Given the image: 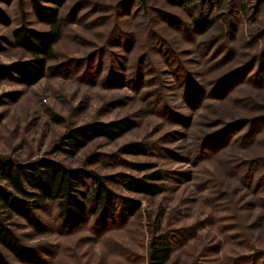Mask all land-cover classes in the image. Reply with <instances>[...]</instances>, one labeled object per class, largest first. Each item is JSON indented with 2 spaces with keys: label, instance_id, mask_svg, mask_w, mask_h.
<instances>
[{
  "label": "rangeland",
  "instance_id": "1",
  "mask_svg": "<svg viewBox=\"0 0 264 264\" xmlns=\"http://www.w3.org/2000/svg\"><path fill=\"white\" fill-rule=\"evenodd\" d=\"M48 9L63 25L48 66L61 67L20 83L10 67L30 57L13 31L49 30ZM263 58L264 0H0V157L85 167L105 177L117 209L121 197L140 203L67 232L49 203L39 225L15 218L13 231L41 264H147L160 238L169 264H264ZM122 118L136 126L115 140L53 151L72 126ZM130 144L143 152L123 154ZM153 171L161 194L124 189L121 176Z\"/></svg>",
  "mask_w": 264,
  "mask_h": 264
},
{
  "label": "trees",
  "instance_id": "2",
  "mask_svg": "<svg viewBox=\"0 0 264 264\" xmlns=\"http://www.w3.org/2000/svg\"><path fill=\"white\" fill-rule=\"evenodd\" d=\"M32 1L39 4V0ZM55 1L60 4L62 0ZM195 1L173 0V3L188 6ZM48 11L53 21L49 30L32 31L22 25L13 31L14 45L30 57L26 63L10 67L11 76L20 83L34 84L46 73L61 67L48 66V62L55 59L54 47L61 38L63 28L54 18L55 11ZM261 66L264 72V58ZM4 74L2 72V76ZM54 120L60 121L57 118ZM135 126L136 123L128 118L72 126L58 138L53 151L66 157H74L94 140H115ZM121 152L137 155L143 152V148L130 144L123 146ZM95 161V156L87 159L89 165ZM136 167L139 170L148 168L146 165ZM162 179L160 171H153L145 175L144 179L121 176L127 192L146 197H155L164 191L157 184ZM120 200L122 209H117L115 194L105 177L85 167H70L48 157L28 162H20L10 156L0 157V264H12L9 257L25 264H41L36 249L24 244L13 231V219H20L29 226L39 225L36 213L49 203H54L61 226L67 232L79 228L90 216L94 218L100 213L112 218L119 210L126 212L128 216L140 211L139 201L130 197H121ZM173 253L171 243L161 238L154 239L149 244L147 264H169Z\"/></svg>",
  "mask_w": 264,
  "mask_h": 264
}]
</instances>
